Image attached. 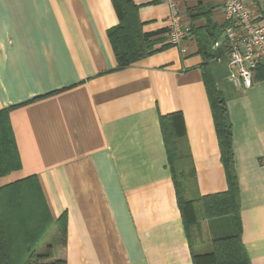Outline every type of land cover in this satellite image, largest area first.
I'll list each match as a JSON object with an SVG mask.
<instances>
[{"label": "crops", "instance_id": "obj_1", "mask_svg": "<svg viewBox=\"0 0 264 264\" xmlns=\"http://www.w3.org/2000/svg\"><path fill=\"white\" fill-rule=\"evenodd\" d=\"M132 1L156 51L116 68L111 0H0V109L58 90L9 111L21 167L0 186L37 178L52 219L66 214V244L53 246L66 264H191L160 114H182L199 193L227 189L195 37L172 44L169 6ZM242 1L264 19V0ZM198 4L207 13L192 21ZM221 6L176 0L189 30L223 26ZM225 52L206 65L232 124L241 240L250 264H264V79L236 84ZM233 232L231 216L202 221L204 243Z\"/></svg>", "mask_w": 264, "mask_h": 264}, {"label": "trees", "instance_id": "obj_2", "mask_svg": "<svg viewBox=\"0 0 264 264\" xmlns=\"http://www.w3.org/2000/svg\"><path fill=\"white\" fill-rule=\"evenodd\" d=\"M111 3L118 22L108 28L107 36L116 68H123L154 53L156 49L153 48L154 41L149 39L151 34L142 31L137 5L132 0H111ZM188 12L192 21L207 13L202 11L200 4L189 8ZM222 28V25L218 26L208 19L201 26L192 24L189 31L195 37L197 53L204 61L203 82L226 175L225 191L204 195L199 193L182 114L172 112L160 114L158 118L176 201L190 248L191 264H250L241 240L232 124L225 99L216 88L206 65L226 49L224 44L213 48L214 42L222 34ZM255 79H264V63L253 70L252 82ZM46 94L0 109V177L21 167L9 111ZM226 215L232 218L234 232L211 239L207 251H195L197 245H204L202 221ZM55 244H66V214L63 212L56 220L52 219L37 178L29 175L1 185L0 264H66L62 259L53 258Z\"/></svg>", "mask_w": 264, "mask_h": 264}, {"label": "built area", "instance_id": "obj_3", "mask_svg": "<svg viewBox=\"0 0 264 264\" xmlns=\"http://www.w3.org/2000/svg\"><path fill=\"white\" fill-rule=\"evenodd\" d=\"M170 8L167 18V36L177 45L189 33L180 24L176 0H162ZM224 18L221 41H215L213 48L224 44L228 64L235 71L232 80L248 88L252 84L253 70L264 63V19L252 14L242 0H221Z\"/></svg>", "mask_w": 264, "mask_h": 264}, {"label": "rangeland", "instance_id": "obj_4", "mask_svg": "<svg viewBox=\"0 0 264 264\" xmlns=\"http://www.w3.org/2000/svg\"><path fill=\"white\" fill-rule=\"evenodd\" d=\"M204 247H206V248H204V250H208V249H210V245H209V241H208V239L205 241V243H204V245H203Z\"/></svg>", "mask_w": 264, "mask_h": 264}]
</instances>
